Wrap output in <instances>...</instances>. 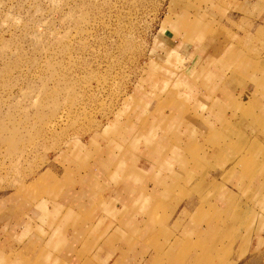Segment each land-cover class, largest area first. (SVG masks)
I'll use <instances>...</instances> for the list:
<instances>
[{"label": "rangeland", "instance_id": "rangeland-1", "mask_svg": "<svg viewBox=\"0 0 264 264\" xmlns=\"http://www.w3.org/2000/svg\"><path fill=\"white\" fill-rule=\"evenodd\" d=\"M229 19L219 0H0V222L48 223L86 182L94 206L104 204V184H122L125 166V185L136 187L166 181V164L178 173L202 161L221 167L224 145L241 156L248 179L264 171V147L248 133L249 121L264 132V32L251 48V27ZM171 30L207 34L221 54L258 61L229 65L219 87L239 95H215L213 79L196 86L179 75L166 62L177 41ZM231 121L248 136L234 140Z\"/></svg>", "mask_w": 264, "mask_h": 264}, {"label": "crops", "instance_id": "crops-1", "mask_svg": "<svg viewBox=\"0 0 264 264\" xmlns=\"http://www.w3.org/2000/svg\"><path fill=\"white\" fill-rule=\"evenodd\" d=\"M219 1H223L226 20L230 18L234 26L251 27L247 43L258 48L254 37L264 32V7H257L258 0ZM235 1L246 4L233 8ZM198 26L199 22H192V34L198 32ZM169 32L170 38L177 37V41L169 49L166 62L178 69L179 75L195 82L193 85H204L213 79L217 83L215 95H239L237 89L226 90L232 86L219 87L222 81L227 84L234 71L230 64L250 62L252 68L253 63H258L251 56L221 54L220 43L209 40L207 34L200 38ZM249 122L253 127V133L248 132L250 144L264 147V132L258 131L257 121H252L255 126ZM231 124L234 140L240 134L248 136L239 121ZM188 137V132L184 138L180 135L181 143L189 144ZM223 150L221 167L202 161L199 168L188 166L178 173L179 168L166 164V177L162 178L166 181L146 180L137 187L129 182L125 185V177L129 176L125 166L122 184H104L105 192L111 193L104 204L94 206L95 201L88 198L86 182L82 189L73 191L78 199L74 205L59 201L55 217L48 223L40 222L42 225L30 217L25 223L0 222V264H264V171L257 169L248 179L237 166L241 156L236 150L227 145ZM260 159H264L263 151ZM146 170L143 167L138 171ZM194 175L196 178L185 184ZM170 176H176V181L171 182ZM177 186L180 190L173 192ZM248 223L251 227L246 229Z\"/></svg>", "mask_w": 264, "mask_h": 264}, {"label": "bare ground", "instance_id": "bare-ground-1", "mask_svg": "<svg viewBox=\"0 0 264 264\" xmlns=\"http://www.w3.org/2000/svg\"><path fill=\"white\" fill-rule=\"evenodd\" d=\"M227 209V208H226Z\"/></svg>", "mask_w": 264, "mask_h": 264}]
</instances>
